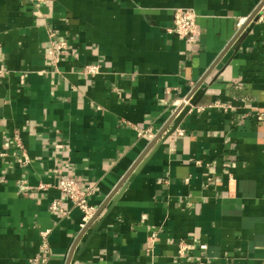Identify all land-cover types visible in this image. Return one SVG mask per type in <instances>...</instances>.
Segmentation results:
<instances>
[{
	"label": "crops",
	"instance_id": "obj_1",
	"mask_svg": "<svg viewBox=\"0 0 264 264\" xmlns=\"http://www.w3.org/2000/svg\"><path fill=\"white\" fill-rule=\"evenodd\" d=\"M261 1L0 0V264H38L44 231L47 264H264ZM62 178L93 189L84 227Z\"/></svg>",
	"mask_w": 264,
	"mask_h": 264
},
{
	"label": "built area",
	"instance_id": "obj_2",
	"mask_svg": "<svg viewBox=\"0 0 264 264\" xmlns=\"http://www.w3.org/2000/svg\"><path fill=\"white\" fill-rule=\"evenodd\" d=\"M263 2L264 0L261 1V3ZM263 8H264V3L261 5L258 12V14L260 15L258 19L261 21H264V16L262 14ZM196 18H197L196 13L192 9H185V8L175 9L173 11V26L170 29V32L179 38L185 39L188 42H192L195 36L198 34ZM247 20L248 19H243L241 21L242 26L247 22ZM66 49H67V45L65 43H60L57 45L56 49H50L48 52L49 54L54 56L64 53ZM86 72L89 75H97L99 73V67L88 65L86 67ZM182 104L184 106H187L189 105V101L185 99L182 101L180 105ZM179 106L176 107L175 111ZM215 106L226 108L224 105L216 104ZM258 116L260 118H263L264 114L259 113ZM179 133L181 134V131H179ZM144 134L145 133L143 132L138 133L139 136H143ZM40 189H45V187L40 186ZM57 189L62 195H64L69 201H71L74 207L78 208L82 212L83 218H82L81 226L84 227L95 213V208L88 204V198L94 193L93 189L91 188L82 189L78 186V184L74 180L70 178H62L57 185ZM50 209L61 215L67 214V210L62 207L61 202L59 200L52 201L50 205ZM48 233L49 231H44L40 233V238H41L40 249L43 255L35 259V262L38 264H47L48 257L50 255V249L47 241ZM183 251H184V246L180 245L179 254L182 255Z\"/></svg>",
	"mask_w": 264,
	"mask_h": 264
},
{
	"label": "water",
	"instance_id": "obj_3",
	"mask_svg": "<svg viewBox=\"0 0 264 264\" xmlns=\"http://www.w3.org/2000/svg\"><path fill=\"white\" fill-rule=\"evenodd\" d=\"M264 3V2H263ZM261 3L258 8L256 9V11L248 18L247 22L244 24V26L242 27V29L240 30V33L250 24V27L253 24V21L256 20V16L259 12V9L261 7V5L263 4ZM201 84H199L196 89L194 91H192L189 95V97H187L186 100L189 101V105L184 106L183 104L180 105L177 110L175 111L172 119L170 120L169 124L167 125V127L163 130V132L158 136L157 140L161 137V135L168 129V127L171 125V129L169 130V134H172L178 127L180 121L182 120V118L189 112V110L191 109V107H195L198 104L199 101V96L200 94L197 93L199 87ZM139 165H137L132 172H134L136 170V168H138ZM131 176V175H130ZM130 176L128 178H130ZM127 178V179H128Z\"/></svg>",
	"mask_w": 264,
	"mask_h": 264
}]
</instances>
